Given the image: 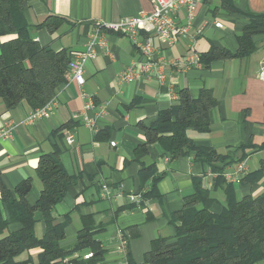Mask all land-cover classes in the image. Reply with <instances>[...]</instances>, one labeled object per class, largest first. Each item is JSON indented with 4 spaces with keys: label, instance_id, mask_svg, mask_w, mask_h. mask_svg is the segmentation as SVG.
I'll use <instances>...</instances> for the list:
<instances>
[{
    "label": "crops",
    "instance_id": "obj_1",
    "mask_svg": "<svg viewBox=\"0 0 264 264\" xmlns=\"http://www.w3.org/2000/svg\"><path fill=\"white\" fill-rule=\"evenodd\" d=\"M151 11L150 0H32L25 18L34 41L56 52L65 50L73 59L87 51L95 23L117 22ZM249 12L264 14V0H197L195 30L203 29L195 44L197 65L184 68L192 55L185 41L165 50L153 38L156 58L167 63L164 83L144 75L122 81L121 74L142 62V55L127 37L102 31L98 41L106 44L99 43L97 58L85 62V85L80 88L67 80L48 117L28 122L33 109L26 102L8 110L0 99V197L2 186L14 191L30 178L27 201L35 205L43 189L36 173L39 160L57 146L61 164L72 179L65 199L53 210L55 224H65L60 246L73 248L79 232L94 225L95 238L106 251L105 264H129V255L142 264L153 241L172 239L173 215L194 194L195 179L211 191V211L220 214L226 195L219 183L213 190L218 179H224L233 165L244 162L251 175L264 162V80L259 77L264 65V35L254 37L258 50L245 59L216 60L205 68L201 56L213 46L235 53ZM49 17L65 21L54 32L39 27ZM180 18L183 21L184 15ZM8 40L0 39V53L1 44ZM176 62L182 63V70L174 66ZM203 89L211 90L217 102L209 113L211 130H189L187 134L197 146L215 150L222 161L208 165L195 154L172 158L160 143L147 144L143 127L177 106L180 91L188 90L191 98L198 99ZM82 91L91 95L93 109L85 110ZM88 121L93 122L92 127ZM5 131L9 136L2 135ZM67 132L75 136L72 145L66 141ZM151 168L154 171L149 175ZM157 177H161L160 197L146 198ZM242 180L226 182L235 185L238 199L264 193V173L255 183L243 184ZM1 210L7 219L3 204ZM35 219V235L43 239L47 231L43 215L37 212ZM20 229V224H10L0 240ZM41 252H25L16 262L36 264ZM88 253L92 252L76 253L69 259L86 260Z\"/></svg>",
    "mask_w": 264,
    "mask_h": 264
},
{
    "label": "trees",
    "instance_id": "obj_2",
    "mask_svg": "<svg viewBox=\"0 0 264 264\" xmlns=\"http://www.w3.org/2000/svg\"><path fill=\"white\" fill-rule=\"evenodd\" d=\"M31 1L0 0V39L9 38L1 44L0 99L8 110L23 102L33 110L45 107L66 83L72 60L65 50L56 52L34 41L32 28L25 18ZM246 16L248 24L238 37V50L234 53L213 46L201 56L205 68H210L216 60L245 59L258 50L254 37L264 35V14L249 12ZM64 21L63 18L49 17L39 27L54 32ZM216 105L211 90L203 89L198 99L191 98L188 90L180 91L177 106L162 112L151 126L143 127L147 144L160 143L172 158L195 154L196 159L208 165L222 161L224 158L215 150L197 146L187 134L189 130L208 133L211 130L209 113ZM60 152L56 146L51 154L43 155L39 160L36 173L43 189L35 205L27 201L32 187L30 178L14 191L2 186L0 236L8 231L10 224H20L21 229L0 240V264H31L30 260L18 263L16 258L33 249L42 250L36 264H105L106 251L95 238L94 225L85 226L79 232L73 248L60 246L65 238V224H55L53 210L65 199L72 183L61 164ZM150 170L149 175L154 171ZM263 173L264 162L258 172L247 175L242 183H255ZM160 179L154 178L146 198L160 197ZM218 183L226 195L222 212L211 211L214 203L211 191L201 180L195 179L194 194L187 197L183 208L173 215L175 236L153 241L142 264H259L264 261V193L238 199L235 185L227 184L220 177L213 190ZM1 204L8 213L7 219L3 217ZM37 212L43 215L47 226L43 239H37L35 235ZM85 251L92 252L93 257L82 261L69 259ZM128 262L137 264L130 255Z\"/></svg>",
    "mask_w": 264,
    "mask_h": 264
},
{
    "label": "built area",
    "instance_id": "obj_3",
    "mask_svg": "<svg viewBox=\"0 0 264 264\" xmlns=\"http://www.w3.org/2000/svg\"><path fill=\"white\" fill-rule=\"evenodd\" d=\"M152 2V11L139 17H125L117 22H97L95 29L90 37L87 51L73 58L68 67L67 80L75 82L80 88L85 85L84 64L89 59H96L98 52L96 46L99 43L103 45L106 42L98 41L101 39L102 31L113 32L118 35L127 37L133 45L140 51L143 61L133 64L121 74V80L130 82L137 75L145 77L154 76L160 83L166 80L167 63L164 58H156L158 52L154 46L153 38L157 37L161 49H169L182 41L187 43V47L191 50L192 55L189 60L183 63L184 68L199 63V55L195 52V44L199 36L203 33V29L195 30L197 0H150ZM184 15V20H181ZM138 66V67H137ZM175 67L182 70V63H174ZM139 68V72L138 71ZM260 79L264 80V65L259 72ZM82 98L85 101V110L94 108V102L88 93L82 91ZM56 98L51 100L45 107L33 110L28 118V122H34L43 117H48L56 107ZM92 127L93 122L88 121ZM4 137L9 136V131L2 134ZM66 141L72 145L75 142V136L71 132L66 133ZM116 146V143H111ZM248 174L247 165L242 162L233 165L229 172L224 174V180L227 183L241 181ZM134 200V199H132ZM93 257V253L84 256L85 259Z\"/></svg>",
    "mask_w": 264,
    "mask_h": 264
}]
</instances>
